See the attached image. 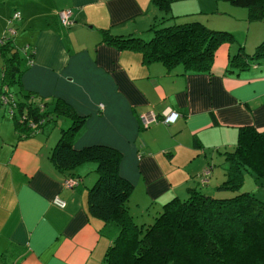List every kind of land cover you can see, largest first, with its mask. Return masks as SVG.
I'll return each instance as SVG.
<instances>
[{"label": "crops", "instance_id": "obj_1", "mask_svg": "<svg viewBox=\"0 0 264 264\" xmlns=\"http://www.w3.org/2000/svg\"><path fill=\"white\" fill-rule=\"evenodd\" d=\"M168 2L160 7L152 0H0V24L18 8L17 30L33 50L31 63L24 53L10 90L21 98L26 92L44 97L50 111L41 130L20 138L0 104V264H104L118 232L88 209L96 161L61 170L50 157L71 118H61L57 101L85 116L72 138L75 147L105 143L121 152L119 171L133 183L127 206L135 220L149 213L140 222L149 221L150 207L185 197L191 187L208 184L216 192L226 177L223 152L234 146L239 128L264 130V63L237 71L229 61V41L217 47L209 70L196 71L145 60L138 48L104 38L105 30L149 35L159 14H194L209 27L232 30L236 40L244 32L239 41L249 49L264 38V21L249 20L244 6L228 0ZM64 9L70 10L69 25L59 16ZM165 108L179 112L175 121L141 126L142 113L159 116ZM205 166L211 172L202 182ZM67 177L78 183L65 186ZM242 184H254L259 192L258 179L248 171ZM56 195L64 206L53 202Z\"/></svg>", "mask_w": 264, "mask_h": 264}, {"label": "trees", "instance_id": "obj_2", "mask_svg": "<svg viewBox=\"0 0 264 264\" xmlns=\"http://www.w3.org/2000/svg\"><path fill=\"white\" fill-rule=\"evenodd\" d=\"M152 1L160 7L169 3ZM228 1L246 7L249 20L264 21V0ZM170 17L183 20L166 21ZM159 22L149 28V38L106 30L104 38L120 47L138 48L145 60H160L168 67L180 64L196 71L209 70L217 47L236 40L232 30L209 27L194 14L171 15ZM14 37L15 33L0 40L4 56L0 85L2 88L6 84L8 91L22 71ZM229 61L237 71L264 63V38L251 49L239 41ZM11 94L13 105H4L14 119L18 136L41 130L50 114L48 100L32 92H26L24 98L14 91ZM54 108L73 119L61 129L52 147V161L61 170L89 159L96 161V177L87 191L88 209L118 228L104 253V264H264V198L255 189L242 187L244 171L264 179V130L252 125L239 128L234 146L223 152L226 177L216 186V192L191 187L185 197L166 200L151 221L137 222L127 206L133 183L119 171L121 152L105 143L75 147L72 138L85 116L62 100Z\"/></svg>", "mask_w": 264, "mask_h": 264}, {"label": "built area", "instance_id": "obj_3", "mask_svg": "<svg viewBox=\"0 0 264 264\" xmlns=\"http://www.w3.org/2000/svg\"><path fill=\"white\" fill-rule=\"evenodd\" d=\"M20 10L19 9H15V11L13 12V14L11 15V17L9 18L8 22L11 23L12 20H17L20 18ZM59 16H60V19L62 21V23L64 25H69L72 23L71 19H70V10L68 9H64V10H61L59 12ZM10 30L11 34H14L16 32V28H15V25L11 26L8 28V31ZM8 32H6L3 37H8ZM3 41V40H2ZM23 49L25 51V53H27V57H28V63H31L32 62V57H31V51H32V46L27 43L23 46ZM3 89V91H2ZM5 91V92H4ZM12 95L11 94V91H8L7 90V85H3L2 88H1V85H0V103H3V104H12ZM10 105V106H12ZM179 116V112L172 109V108H165L162 112L161 115H157L155 112L153 111H147V112H144L140 115V122H141V126L143 127H147L149 126L151 123L153 122H156V121H159L162 120L163 122L165 123H169V122H173L176 120V118ZM211 172V166H205L200 174V180L202 182H205L207 180V177L209 175V173ZM78 183V179L77 177H67L64 179V184L65 186H68V187H72L74 185H76ZM53 202L55 204H57L58 206L62 207L65 205V201L60 198L59 196H54L53 197Z\"/></svg>", "mask_w": 264, "mask_h": 264}, {"label": "rangeland", "instance_id": "obj_4", "mask_svg": "<svg viewBox=\"0 0 264 264\" xmlns=\"http://www.w3.org/2000/svg\"><path fill=\"white\" fill-rule=\"evenodd\" d=\"M15 9L16 8H14L13 9V11L11 12V14L6 18V21H5V23L2 25V24H0V40H1V38L3 37V35L6 33V32H8V34H11V32H10V30L8 31V28L9 27H11V26H13V25H15V28H16V32H15V38L13 39V41H14V44H15V48L18 50V52H19V59H20V61L21 60H23V55H24V49H23V46L25 45V44H27V41H25L24 40V38H23V36L22 35H20V33L21 32H19L18 30H17V26H18V19L17 20H12V22L11 23H9L8 22V20H9V18L11 17V15L13 14V12L15 11ZM18 9V8H17ZM160 20H162V15L161 14H159L157 17H156V20L154 21V22H156V24H157V26L159 25V21ZM166 21H169V20H167L166 19ZM163 22H165V21H163ZM169 22H173V21H169ZM169 22H167V23H169ZM18 31V32H17ZM146 32H149V35H147V34H144L143 35V37H145V38H149L151 35H152V30H147ZM238 37H239V39H237V40H234V42H233V44H232V49L234 50V49H236V47H237V45H238V41L240 40V39H243L244 38V32L242 33V32H239L238 33ZM249 38H250V36H249ZM248 38V39H249ZM1 45V44H0ZM233 50H232V52H233ZM3 62H4V56H3V54H1L0 53V78H1V67H2V65H3ZM21 66H24V65H21ZM13 84V82H11V84L10 85H12ZM5 109V108H4ZM77 113V112H76ZM78 114V113H77ZM79 115H82V114H79ZM11 116V115H10ZM64 116H68L66 113H64V112H61V118L62 117H64ZM12 116L10 117V119L12 120ZM72 119H73V117H71L70 119L68 118V124H66L65 126H64V128L65 127H67L71 122H72ZM13 121H14V119H13ZM258 179V178H257ZM261 180L262 179H258V184L260 185V182H261ZM252 185H254V184H251L250 185V187H251V189H255L254 188V186H252ZM210 189H214V187H210V186H208V184L207 185H203V187H202V190L203 191H205V192H208V193H210ZM263 190H264V183H262L261 185H260V187L258 188V193H264L263 192ZM128 201V200H127ZM161 209H162V206L159 204L157 207L156 206H152V207H150V210H151V215L149 216V221H151L152 220V217H153V215L154 214H156V213H158V211H161ZM149 215V213H146L145 211L144 212H142L141 214H140V216H139V218L138 219H136V221L137 222H140L141 220H142V218H147V216ZM142 216V217H141ZM115 236V235H114Z\"/></svg>", "mask_w": 264, "mask_h": 264}]
</instances>
